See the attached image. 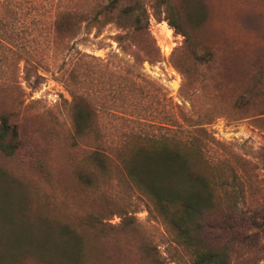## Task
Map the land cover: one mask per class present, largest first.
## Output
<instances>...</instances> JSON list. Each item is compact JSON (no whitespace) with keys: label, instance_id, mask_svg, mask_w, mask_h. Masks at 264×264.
<instances>
[{"label":"rangeland","instance_id":"1","mask_svg":"<svg viewBox=\"0 0 264 264\" xmlns=\"http://www.w3.org/2000/svg\"><path fill=\"white\" fill-rule=\"evenodd\" d=\"M140 1L146 23L125 48L115 38L125 31L111 23L98 33L81 30L63 61L51 37L34 40L29 12L12 28L0 27V116L17 125L21 141L12 156L0 153V264H44L29 248L10 252L8 243L18 227L57 232L64 223L82 236L83 264H153L139 250L144 246L163 264H190L144 203L137 201L140 210L133 213L119 189L101 181L99 192L92 187L96 177L88 156L96 142L90 134L74 135L80 109L92 114L84 125L107 136L106 145L136 128L127 120L133 117L149 135L186 139L190 132L204 149L205 174L219 181L221 206L229 207L230 193H237L239 207L264 211V0ZM63 5L91 7L85 0ZM32 49L45 50L41 66L50 69L39 70L43 80L35 89L24 81L20 60ZM192 51L212 58L196 64ZM133 53L149 62L132 66ZM36 56L34 63L41 54ZM240 97L244 106L236 104ZM105 203L114 214L106 220L107 236L100 237L81 223V215ZM129 216L133 224L120 228ZM254 257L262 264L260 254Z\"/></svg>","mask_w":264,"mask_h":264},{"label":"trees","instance_id":"2","mask_svg":"<svg viewBox=\"0 0 264 264\" xmlns=\"http://www.w3.org/2000/svg\"><path fill=\"white\" fill-rule=\"evenodd\" d=\"M85 1L91 4L88 9L66 7L63 5L65 0H0V27L12 28L20 15L25 16L29 12L28 29L34 40L45 36V42H48L51 37L56 53L61 54L63 61L73 48L68 44L81 30L98 33L106 25L114 23L125 31L115 37L125 48L126 42L132 41L133 34L142 29V23H146V13L140 0ZM3 16L8 17L7 22L3 21L6 19ZM47 18L51 20L46 22ZM39 51L32 49L30 55L20 57L24 62L23 79L31 89L37 88L43 80L39 70H50L41 66L45 50ZM37 54L41 56L34 63ZM133 54L132 66L149 62L146 56ZM191 55L199 65L212 58L208 52L199 56L192 51ZM175 66L183 76L181 67ZM59 68L60 65L57 70ZM245 103L243 97L236 102L238 106ZM90 115L88 110L76 112L74 135L81 138L90 134L96 142L88 158L94 166L96 181L92 187L97 192L99 181L103 185L114 186L123 193L125 206L133 207V213L140 210L137 209V201L144 203L148 215L163 225L168 241L189 257L190 264H236L238 261L256 264L254 254H260L264 264V244L259 243L260 238H264V211L239 207L240 196L237 193H230L233 203L229 207L221 206V196L217 191L219 181L205 174L204 149L192 141L190 132H185L186 139L179 134L160 131L149 135L143 129L144 123L133 117L127 120L135 123L136 128L128 129L119 141L113 142L110 138L113 136H108L111 140L106 145L103 139L107 136L98 128L84 125ZM20 144L17 125L10 123L7 116H0V153L12 156ZM80 180L84 185H91L88 177L80 176ZM134 198L136 201L133 202ZM105 205L95 212L81 215V223L100 237H105L106 228L110 227L106 220L114 214ZM133 220L134 217H127L120 228L126 229ZM17 229L8 243L11 244L10 252L29 248L44 260V264H83L82 236L70 224H62L57 232L51 227L35 225ZM17 233L21 235L17 236ZM139 250L150 255L153 264H163L153 248L144 246Z\"/></svg>","mask_w":264,"mask_h":264},{"label":"built area","instance_id":"3","mask_svg":"<svg viewBox=\"0 0 264 264\" xmlns=\"http://www.w3.org/2000/svg\"><path fill=\"white\" fill-rule=\"evenodd\" d=\"M161 52H162V54H164L165 56L169 55V53H166V52H164V51H161Z\"/></svg>","mask_w":264,"mask_h":264}]
</instances>
